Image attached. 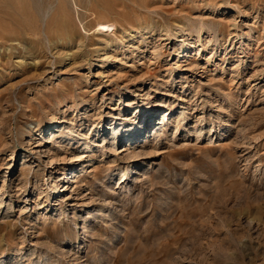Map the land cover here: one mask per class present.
Here are the masks:
<instances>
[{"label": "rangeland", "instance_id": "1", "mask_svg": "<svg viewBox=\"0 0 264 264\" xmlns=\"http://www.w3.org/2000/svg\"><path fill=\"white\" fill-rule=\"evenodd\" d=\"M32 1L0 14V264H264V0Z\"/></svg>", "mask_w": 264, "mask_h": 264}, {"label": "bare ground", "instance_id": "2", "mask_svg": "<svg viewBox=\"0 0 264 264\" xmlns=\"http://www.w3.org/2000/svg\"><path fill=\"white\" fill-rule=\"evenodd\" d=\"M37 2V1H36ZM34 4H35V6H36V4L37 3H35V2H33L32 0H0V14H7V15H10V11H14V13H15V15H14V13L13 14H11L12 15V19H14V20H17L18 18H17V15H18V13H27L28 11H26V9H34V8H36V7H34L33 8V6H34ZM44 10V9H43ZM30 11V10H29ZM33 11V10H32ZM35 11V10H34ZM12 13V12H11ZM30 13H31V11H30ZM39 13V12H38ZM35 14H36V12H35ZM21 14H19V16L18 17H22L23 15L25 16V14H23V15H21ZM1 16V15H0ZM5 16V15H4ZM37 16H39V14L37 15ZM10 18V17H9ZM44 18V17H43ZM11 19V20H12ZM3 20V19H2ZM4 20H6V19H4ZM14 20H12V21H14ZM19 20H23V19H19ZM7 21V20H6ZM10 21V20H9ZM9 21H7V22H9ZM21 22V21H20ZM6 22L5 21H1V17H0V28L1 27H5V26H7L6 24H5ZM14 23H16V22H14ZM17 23H19V22H17ZM23 23L24 24H26L25 23V21L23 20ZM22 24V23H21ZM9 25V24H8ZM11 25V24H10ZM20 25V24H19ZM134 25V24H133ZM14 26H17V25H14ZM25 26V25H24ZM23 26V27H24ZM26 27V26H25ZM21 28H22V25H21ZM12 29V28H11ZM19 29V28H18ZM25 29V28H24ZM2 33V32H1ZM0 33V36L2 37V38H5V37H8V36H6V34L5 35H3V34H1ZM5 33H8V35L11 33L10 32V30H9V32H8V30L5 32ZM1 37H0V39H1ZM163 115L166 117H168V115H169V113H168V111L167 110H165L164 112H163ZM149 116H151V114L150 113H148V118H149ZM112 130H114L113 132L114 133H117L118 132V130H119V128L117 129H112ZM53 136V135H52ZM51 136V137H52ZM144 136V135H143ZM137 139V138H136ZM132 141V139L131 140H127L126 141V143L127 142H131ZM134 141V140H133ZM47 142V141H46ZM128 144V145H127ZM127 144H125V145H123V147L120 149V153L121 152H124V151H127V150H130V149H132L131 147V143H127ZM36 145H38V144H36ZM39 145H42V143H40ZM35 147H37V146H35ZM128 152V151H127ZM34 154H35V157L37 158V159H39L40 160V158L42 157V155L41 154H43V151L42 150H35L34 151ZM81 157H83V156H81ZM81 168H84V166L82 165V167ZM134 168H136V167H131V169H134ZM75 170V168H71V170H70V172L72 173L73 171ZM68 181H70V182H72V183H74L75 182V180L72 178V179H70V180H68ZM72 187V186H71ZM64 187H62L61 189H63ZM64 189H67V187L66 188H64ZM74 260V259H73Z\"/></svg>", "mask_w": 264, "mask_h": 264}]
</instances>
